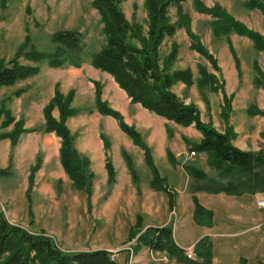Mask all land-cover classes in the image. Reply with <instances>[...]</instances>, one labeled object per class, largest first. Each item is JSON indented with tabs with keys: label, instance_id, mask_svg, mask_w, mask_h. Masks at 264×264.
<instances>
[{
	"label": "rangeland",
	"instance_id": "obj_1",
	"mask_svg": "<svg viewBox=\"0 0 264 264\" xmlns=\"http://www.w3.org/2000/svg\"><path fill=\"white\" fill-rule=\"evenodd\" d=\"M247 1L170 5L177 29L164 36L159 51L168 72L192 75L174 80L179 99L198 110L201 122L218 132L232 130V143L253 151L264 150V116L253 113L264 110V51L230 25L239 22L264 37V13ZM118 3L128 22L147 35V0ZM59 30L82 33L81 66L47 60ZM105 44L94 0H0V66L18 60L38 68L0 87V168L6 169L0 172V213L67 251L106 249L119 264H195L138 246L130 229L137 220L146 229L170 216L166 193L152 186L155 172L176 191L209 184L189 167L203 169L213 181L231 178L210 167L206 153H192L203 138L195 124H178L134 102L111 74L92 64L91 55ZM48 119L64 123L75 149L90 159L91 196L74 187L61 158L63 136L45 130Z\"/></svg>",
	"mask_w": 264,
	"mask_h": 264
},
{
	"label": "trees",
	"instance_id": "obj_2",
	"mask_svg": "<svg viewBox=\"0 0 264 264\" xmlns=\"http://www.w3.org/2000/svg\"><path fill=\"white\" fill-rule=\"evenodd\" d=\"M120 0H94L104 24L106 44L97 53L91 55L92 64L109 74L128 93L134 102L181 125L195 124L202 132L201 142L193 150L207 154L210 167L231 179L218 182L208 178L200 168H188L197 180H208L209 184L196 183L192 193L206 191L210 193L225 192L241 194L244 192L264 193V150H244L232 143L233 134L218 132L215 128L200 120L198 110L172 91L175 79L189 81V71L170 73L160 57L159 46L165 35H174L177 25L171 23L168 16L170 5L182 0H147L151 17L149 31L143 35L140 27L128 22L119 7ZM251 9H261L264 13V0H248ZM236 31L248 36L254 45L264 51V37L257 31L246 28L239 22L230 23ZM53 40L56 44L52 52H45L51 65L81 66L83 62L82 33L76 30H59ZM25 48V43L23 44ZM44 54V53H42ZM30 55V54H29ZM46 58V56H43ZM38 71L37 66L13 61L11 66H0V87L19 79L30 77ZM264 116V110L253 111ZM128 130L127 127L123 126ZM45 130H56L63 136L61 158L72 179L74 187L92 194L93 171L88 157L81 155L73 146L64 123L48 119ZM62 133V134H61ZM153 164L150 151H146ZM0 172H6L1 169ZM111 176L114 172L111 169ZM152 186L166 193L172 210L176 204L177 191L171 189L164 177L155 172ZM207 183V182H206ZM89 196V197H90ZM30 199V196H28ZM194 219L201 225L213 224V212L199 203L196 195ZM32 205V202H29ZM30 205L29 213L33 216ZM140 215L138 216L139 219ZM130 240L136 239L139 245L152 251H160L177 261L195 264H211L212 239L202 237L195 245L198 260L192 261L186 256V250L174 239L173 223L163 226H149L144 229L140 221L130 229ZM0 264H119L114 253L106 249L67 251L43 233H34L23 226L10 222L0 213ZM242 264H245L243 261Z\"/></svg>",
	"mask_w": 264,
	"mask_h": 264
},
{
	"label": "crops",
	"instance_id": "obj_3",
	"mask_svg": "<svg viewBox=\"0 0 264 264\" xmlns=\"http://www.w3.org/2000/svg\"><path fill=\"white\" fill-rule=\"evenodd\" d=\"M177 193L176 204L172 210L167 196L170 216L152 226L173 223L174 239L185 250H194L202 237L210 236L211 264H242L243 261L245 264H264V207L258 204V200L264 198V193H192L189 189L177 190ZM194 195L200 204L213 212L211 226L195 221ZM173 213L175 221L171 219Z\"/></svg>",
	"mask_w": 264,
	"mask_h": 264
},
{
	"label": "built area",
	"instance_id": "obj_4",
	"mask_svg": "<svg viewBox=\"0 0 264 264\" xmlns=\"http://www.w3.org/2000/svg\"><path fill=\"white\" fill-rule=\"evenodd\" d=\"M192 153L195 154L194 151H193ZM258 204H259L260 206H263V207H264V198L259 199V200H258ZM186 256H187L189 259H193V260L197 258V254H196L195 251L192 250V249H187V250H186ZM166 257H167V256H166Z\"/></svg>",
	"mask_w": 264,
	"mask_h": 264
}]
</instances>
